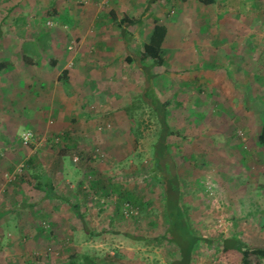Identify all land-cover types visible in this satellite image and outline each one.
Segmentation results:
<instances>
[{
  "label": "crops",
  "instance_id": "1",
  "mask_svg": "<svg viewBox=\"0 0 264 264\" xmlns=\"http://www.w3.org/2000/svg\"><path fill=\"white\" fill-rule=\"evenodd\" d=\"M149 1L0 0L4 3L0 5V205H8L7 200L21 190L14 183L16 193L5 192L7 175L25 161H44L51 154L68 161V151L44 150L53 137L67 133L73 148L71 139L82 141L78 134L90 130L91 142H98L101 136L93 126L102 116L97 114L100 110L113 111L115 123L129 133L125 99L133 87L143 89L145 74L135 58L148 43L155 22L166 28L165 62L152 70L155 92L173 105L175 116L188 120L186 125L201 123L216 129L225 123L232 134L243 132L240 148L231 137L233 144L223 156L239 158L243 166L237 174L245 171L244 178L254 182L243 184L238 176L242 189L264 191L258 184L264 177V168L260 169L264 146L258 141L264 127V3L257 0L253 4L257 10H252L251 1L233 0V10H226L231 0H216L217 6L199 0H160L152 7ZM231 11L243 14L242 20L231 18ZM246 13L254 22L246 21ZM124 17L138 18L126 28V41L121 34ZM144 63L148 67L150 62ZM228 82L235 89L222 88L221 84L231 85ZM165 88L171 89L172 99H162ZM236 109L246 114L236 116ZM27 130L37 136L32 149L20 141ZM256 165L259 169L251 172ZM61 175L65 178L62 171ZM47 179L56 186L52 176ZM246 205L250 210L244 237L252 239L251 245L264 246V209L258 198ZM10 243L0 245L2 253L13 254L3 257L4 264H21L27 255L43 254L42 239L40 246L34 242L29 246V240L27 247L13 246L16 252L7 253ZM15 254L25 255L19 259Z\"/></svg>",
  "mask_w": 264,
  "mask_h": 264
},
{
  "label": "rangeland",
  "instance_id": "2",
  "mask_svg": "<svg viewBox=\"0 0 264 264\" xmlns=\"http://www.w3.org/2000/svg\"><path fill=\"white\" fill-rule=\"evenodd\" d=\"M248 1H251V9L257 10L253 9L257 0ZM233 3L231 0L227 5H231V8L226 10H233ZM234 12L228 15L241 21L243 14ZM245 17L247 22H254L248 13ZM139 89V85L135 86L127 97H122H126L125 108L129 107L131 101L137 103ZM170 90L163 92L167 94L162 99H172ZM130 108L134 116L127 118L129 133L126 134V128L115 123L113 111L100 110L97 114L102 116L93 126L97 136H101L98 142H91L90 130L77 131L80 132L77 138L80 137L82 141H75L76 137L71 139L75 146L68 150V161L55 159L53 154L49 157L44 154V161L33 159L44 178L53 177L54 187L60 196L68 198L71 204H80L85 223L95 237L73 226L74 213L68 204L44 200L41 198L43 194L36 193L29 177L30 171L23 168L25 162L20 166L24 169L20 177L16 174L20 167L12 176L7 175L9 181L5 192L16 193L14 183L22 188L18 189L16 198L7 200L8 205H0V245L6 247L11 241L6 252L12 253L16 252L11 248L13 246L25 248L29 240V246H33L32 242L40 246L41 239L44 241L43 254H30L25 258V254H15V257L23 258L21 264H61L72 255L79 257V264L85 263L81 260L84 256L90 257L96 264H171L175 259L176 247L166 241H157L165 236L167 229L162 188L150 174L160 126L145 106L137 103ZM186 121L175 116L174 111H169L168 123L173 131L180 133L169 139L172 145L170 152L182 182V210L189 218L194 235H205L207 239L215 241L236 234L251 245L252 239L244 237L242 232L247 226L244 220L250 210L245 204L258 198L264 209V194L261 195L264 191L242 189L238 176H241L243 184L254 182L244 178L247 175L245 171L237 174L242 171L237 168L242 169L240 166H243L239 158L223 156L233 143L236 149L240 148L238 141L244 138V133L239 130L240 134L236 135L235 131V135L232 134L225 123H219L213 129L212 125L201 123L186 125ZM235 124L239 128L242 126L238 122ZM231 137H234L233 143ZM177 146L180 147L179 152ZM48 147L55 148L47 142L44 150ZM44 164L50 167L43 170ZM257 169L259 167L256 165L250 171L254 173ZM61 171L65 178H62ZM261 171L264 173V169ZM13 176L14 182L11 181ZM26 180L28 183L24 182ZM258 184L264 187V177L259 179ZM231 204L233 206L229 207ZM12 242L14 245L11 246ZM217 247L218 243L213 244L211 249L198 243L192 252V263L225 264L219 259L220 250ZM2 250L0 264H4L3 257L13 255L4 254ZM251 263L264 264V261L252 257Z\"/></svg>",
  "mask_w": 264,
  "mask_h": 264
},
{
  "label": "trees",
  "instance_id": "3",
  "mask_svg": "<svg viewBox=\"0 0 264 264\" xmlns=\"http://www.w3.org/2000/svg\"><path fill=\"white\" fill-rule=\"evenodd\" d=\"M158 1L160 0H150L148 6L152 7V5ZM199 2L203 5L217 6L216 0H199ZM146 15L147 13L145 10L143 18ZM137 20L138 18L136 17L131 19L124 17L122 19L121 23L124 26V29L121 34L125 41L128 40L129 37L126 28L138 23ZM155 23L156 25L153 28L148 43L143 46L141 52L138 54V57L135 58V62L145 74L144 86L138 95L137 103L145 106L146 109L151 112L153 117H155L160 126V135L153 148L150 174L162 188L163 211L167 219V229L165 236L161 239H157V241H166L168 244L176 247V256H178V258L175 256V259H173L171 264H191L192 252L198 243L204 245L208 249H211L213 244L218 243L217 248L220 250L219 259L225 264H252V257L260 261H264V246L246 244L238 236L232 235L228 238L221 237L220 239L214 241L207 239L205 235L200 237L194 235L189 218L186 217V212H183L184 210H182V182L179 180L176 172V162L170 152L172 145L169 142L170 138L179 136L180 133L173 131L168 123V111L173 108V105H171L170 102L161 100L152 85L155 77V75L152 74L153 68L161 67L165 62V54L162 50V43L165 39L166 28L163 25L157 24V22ZM146 60L150 62L148 67L144 63ZM221 86L227 90L229 88L235 89L232 84H228L227 87H225L226 84H221ZM137 103H135V101H131L129 107L125 109L127 118L134 116V111L131 110L130 106L133 107ZM236 112H238V110H236L235 113ZM244 114H246L245 110L239 111V113H236V116H244ZM66 134L67 133H63L53 137L50 141H48L49 145H53L55 149H58V152L71 150L72 141L66 137ZM258 141L260 145L264 146V127L258 137ZM24 147L32 148V145ZM176 148L177 152H179L180 147L177 146ZM35 165L36 163L34 160L29 159L25 161L23 166L25 171H30L29 177H31L33 181L34 190L41 192L44 196V200L61 201L64 204H68L74 213V221L72 222L73 226L76 229L81 230L84 234L95 237L96 235L94 233H90L85 223V215L81 211L80 204H71L68 198L60 196L57 193L52 181L44 178L42 172L38 170V167ZM22 174L23 172L19 175V177ZM24 182L28 183V180ZM82 259L85 262L83 264H96V262L88 256L81 257V260ZM79 263V257L72 255L62 264Z\"/></svg>",
  "mask_w": 264,
  "mask_h": 264
},
{
  "label": "built area",
  "instance_id": "4",
  "mask_svg": "<svg viewBox=\"0 0 264 264\" xmlns=\"http://www.w3.org/2000/svg\"><path fill=\"white\" fill-rule=\"evenodd\" d=\"M107 1L108 0H103V3H106ZM20 141H21L23 146H29V145L37 144L36 134L33 131L27 130L24 133H22V135L20 137ZM22 172H23L22 167H20L18 169V171H16V174L20 175ZM13 178H15V177L13 176Z\"/></svg>",
  "mask_w": 264,
  "mask_h": 264
}]
</instances>
